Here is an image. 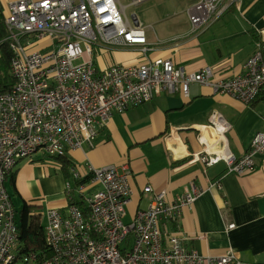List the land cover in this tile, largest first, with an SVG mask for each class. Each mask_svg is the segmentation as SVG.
I'll return each instance as SVG.
<instances>
[{
  "label": "built area",
  "instance_id": "built-area-1",
  "mask_svg": "<svg viewBox=\"0 0 264 264\" xmlns=\"http://www.w3.org/2000/svg\"><path fill=\"white\" fill-rule=\"evenodd\" d=\"M224 2L203 0L206 20ZM124 11L119 0H17L8 6L5 24L15 83L11 90L0 93V264L18 261L16 213L5 184L21 160L38 151L64 157L86 143L92 145L114 114L147 104L162 93H179L187 99L193 84L245 104H252L264 92V40L257 42L243 73L231 79L214 81L211 67L188 73L163 58L147 59L138 66L113 65L98 72L95 46L149 51L146 28ZM84 51L89 60L84 59ZM205 129L223 148L210 152V147L203 154H193L192 162L207 166L224 162L227 173L243 175L255 169L257 157L264 156V131L255 136L250 150L237 158L227 146L232 125L220 112L211 114L198 132ZM199 140L204 143L203 136ZM130 175L126 167L120 172L116 166H88L85 182L73 172L76 184H65L70 201L66 211L49 209L46 213L44 232L51 255L43 264L234 263L232 253L205 256L187 249L182 236L162 230L164 224L178 223L182 210L192 207L203 194L195 186L172 203L165 192L155 194L152 187H146L145 193L153 195L152 202L126 225L123 220L133 193ZM88 185L97 188L94 193L89 194ZM35 261L34 255L21 259L23 264Z\"/></svg>",
  "mask_w": 264,
  "mask_h": 264
},
{
  "label": "crops",
  "instance_id": "crops-1",
  "mask_svg": "<svg viewBox=\"0 0 264 264\" xmlns=\"http://www.w3.org/2000/svg\"><path fill=\"white\" fill-rule=\"evenodd\" d=\"M14 1L17 0H0V15L4 19ZM130 1L127 5L120 2L125 14L128 7L148 0L138 5L134 4L136 0ZM176 1L183 4V0ZM184 1L186 7L181 14H185L187 22L179 23L178 17L159 31L154 28L156 24L150 25L162 20L161 17L140 19L133 15L131 19L126 14L146 28L149 51L95 46L98 70L102 72L122 63L138 66L147 59L163 58L173 60L188 73L211 67L214 81L243 73L257 42L264 40V0H225L208 20L203 0ZM164 3L172 4L174 0ZM35 47L40 48V44ZM214 112H220L232 125L226 136L227 146L241 158L250 150L255 136L264 131V92L252 104H245L215 94L210 87L193 84L187 99L179 93H162L147 104L116 113L92 145L86 143L64 157H50L38 151L21 160L13 177L6 182L15 196L13 200L7 190L12 204L22 207L20 212L26 205L32 207L33 212L42 215L45 228L49 209L65 212L70 204L65 184L68 181L76 184L74 171L87 182L88 166H116L120 172L126 167L131 173L129 183L133 192L127 207L133 218L153 200V195L145 193L146 187H152L155 194L165 192L167 201L172 203L195 186L203 194L192 207L182 210L178 223L164 224L162 230L182 236L187 249L202 255L222 257L232 253L233 264H264V156L257 157L255 169L243 175L227 173L224 162L214 166L192 162L193 154H203L210 147V152L223 148L210 130L198 132ZM39 154L43 157H38ZM48 158L64 164L60 169L47 165ZM88 189L92 194L97 188L88 185ZM45 204L48 209L43 213L41 208ZM232 224L234 228L229 229Z\"/></svg>",
  "mask_w": 264,
  "mask_h": 264
},
{
  "label": "trees",
  "instance_id": "trees-1",
  "mask_svg": "<svg viewBox=\"0 0 264 264\" xmlns=\"http://www.w3.org/2000/svg\"><path fill=\"white\" fill-rule=\"evenodd\" d=\"M8 31L5 24V19L0 15V62L2 68V78L0 80V93L7 92L14 86L15 80L11 71L12 52L10 44L7 40ZM98 72H100L96 66ZM61 159V158H59ZM80 207L83 204L77 203ZM18 229V247L16 253L18 261L21 262L22 257H36L34 264H43L44 260L51 255V249L47 244L44 228L42 225V215L33 212L32 207L26 205L20 212L17 220ZM26 264V263H24Z\"/></svg>",
  "mask_w": 264,
  "mask_h": 264
},
{
  "label": "rangeland",
  "instance_id": "rangeland-1",
  "mask_svg": "<svg viewBox=\"0 0 264 264\" xmlns=\"http://www.w3.org/2000/svg\"><path fill=\"white\" fill-rule=\"evenodd\" d=\"M164 1L165 0H148V1L142 3L138 6H130L127 8L126 14L131 19H132L133 15L140 17V19H143V17H145L147 19L155 18V16L161 17L162 20L158 21L157 23L151 22V25H150V26H152L153 24H156V26L154 28H155V30H158V31L161 29V26H164L165 24L173 22L178 17H179L178 20H180L179 23L187 22V18L185 16V14H181L183 11L182 9H185V7H186V5L184 4V2H185L184 0L181 1V3H183V4H179L178 1H176V0H174V3H172V4H170V3L165 4ZM194 1H197V0H194ZM120 2L122 5H127L131 1L130 0H120ZM175 11H176V13H175ZM167 15H169V17ZM146 23H148V22H146ZM95 55L97 56V51H95ZM84 59L89 60V56H88L86 51H84ZM95 61H96V57H95ZM127 61H130V58ZM115 65H123V63L122 64H115ZM38 157H43V156H42V154H39ZM46 164L51 165L53 167L57 166L60 169L64 163H63V161L58 162L56 159L48 158L46 160ZM6 188L10 192V194L12 195V199L14 200L15 196L12 194L9 184H6ZM77 196H79L78 193H77ZM13 205H14V203H13ZM21 208L22 207H18V206L16 207V205L14 206V210L16 213V219L17 220L19 218ZM41 209H42V212L44 213L48 209V205L45 204L43 206V208H41ZM126 211H127V216L125 217V219L123 221L126 225H128V224H131L133 222L134 218H133V215L131 213L130 208L127 207ZM18 264H23V263L19 262Z\"/></svg>",
  "mask_w": 264,
  "mask_h": 264
}]
</instances>
